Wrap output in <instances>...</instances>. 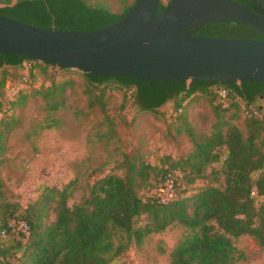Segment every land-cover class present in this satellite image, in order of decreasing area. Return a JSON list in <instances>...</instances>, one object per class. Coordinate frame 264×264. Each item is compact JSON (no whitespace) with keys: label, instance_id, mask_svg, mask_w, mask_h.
I'll list each match as a JSON object with an SVG mask.
<instances>
[{"label":"trees","instance_id":"obj_1","mask_svg":"<svg viewBox=\"0 0 264 264\" xmlns=\"http://www.w3.org/2000/svg\"><path fill=\"white\" fill-rule=\"evenodd\" d=\"M115 1L117 11L111 5H90L89 0H7L0 14L43 28L91 30L118 21L135 2ZM164 6L160 3L159 10ZM190 32L209 37L260 35L248 25L226 22L198 25ZM26 61L32 62V68L24 66ZM1 68L0 86L7 71H18L26 85L9 97L0 92V110L7 106L0 118L2 146L13 128V107L22 104L28 92H35L44 99L58 97L59 101L50 105L57 109L68 85L67 81H55V76L70 69L0 53ZM37 68L50 79L44 78L35 86ZM82 75L92 87L90 94L98 89V100L105 89L114 88L115 82L124 89L130 105L126 109L133 104L142 117L167 115L169 126H175L178 135L184 131L192 149L178 159L166 156L167 169L124 154L123 175L99 177L89 185L87 195L72 205L68 200L75 189L74 181L44 187L25 206L0 199V226L6 231L5 236L0 235V264H109L133 241L140 243L146 235L175 223L191 232L173 249L169 264H237L233 239L241 235L252 236L264 248V102L257 100L264 93V83L150 82L125 76ZM88 105L93 107L95 101L90 99ZM202 105L210 108L212 121L208 131L196 132L189 112ZM239 115L241 124L237 123ZM108 121L113 122L111 118ZM219 160L223 186L204 185L185 194L176 177V197L161 202L159 188L166 174L175 175L180 169L200 178L207 166ZM141 217L144 222L137 225ZM11 222L16 225L12 227ZM20 222L25 223V232L18 229Z\"/></svg>","mask_w":264,"mask_h":264},{"label":"rangeland","instance_id":"obj_2","mask_svg":"<svg viewBox=\"0 0 264 264\" xmlns=\"http://www.w3.org/2000/svg\"><path fill=\"white\" fill-rule=\"evenodd\" d=\"M6 1L0 0V7ZM89 3L111 5L117 11L115 0H89ZM44 78L50 79L37 68L34 85ZM55 81H67L68 85L57 109L50 105L58 102V97L44 99L35 92H28L24 102L13 107V128L0 145V199L25 206L44 187H61L74 181L75 189L68 200V205H72L87 195L89 185L99 177L110 173L123 175L124 154L167 169L166 156L178 159L191 151L189 138L184 131L175 133L167 115L142 117L138 106L133 104L126 109L130 105L118 83L113 82L114 88L105 89L98 100V89L90 94L92 87L78 70L59 71ZM25 87L18 71H7L0 92L9 97ZM90 99L95 101L93 107L88 105ZM257 100L264 102V93ZM5 108L0 110L1 114ZM189 119L196 132L208 131L212 121L210 108L202 105L190 110ZM242 119L239 115L237 123L241 124ZM178 170L175 171L177 183L185 194L194 193L204 185L224 184L221 160L207 166L200 178L188 170L183 173ZM143 222L141 217L137 225ZM190 232L181 224H172L162 232L146 235L140 243L133 241L109 264H169L173 249ZM233 243L237 264H264V248L255 238L241 235Z\"/></svg>","mask_w":264,"mask_h":264},{"label":"water","instance_id":"obj_3","mask_svg":"<svg viewBox=\"0 0 264 264\" xmlns=\"http://www.w3.org/2000/svg\"><path fill=\"white\" fill-rule=\"evenodd\" d=\"M135 0L118 21L91 30L38 27L0 14V53L96 76L137 81L264 83V39L209 37L190 29L240 23L264 34V13L236 0Z\"/></svg>","mask_w":264,"mask_h":264},{"label":"built area","instance_id":"obj_4","mask_svg":"<svg viewBox=\"0 0 264 264\" xmlns=\"http://www.w3.org/2000/svg\"><path fill=\"white\" fill-rule=\"evenodd\" d=\"M32 62L31 61H26L24 63V66L26 68H32ZM25 79V78H24ZM1 112H0V118H1ZM175 180L176 176L173 173H168L165 176L164 184L162 187L159 188L160 192V197H161V202H169L172 201L176 197V191H175ZM12 227H14L16 224L14 222H11L10 224ZM18 229H21L23 232L26 231L27 227L25 223L20 222L18 225ZM0 235L5 236L6 231L0 226Z\"/></svg>","mask_w":264,"mask_h":264},{"label":"flooded vegetation","instance_id":"obj_5","mask_svg":"<svg viewBox=\"0 0 264 264\" xmlns=\"http://www.w3.org/2000/svg\"><path fill=\"white\" fill-rule=\"evenodd\" d=\"M237 2L244 4L251 10L264 13V0H236ZM258 38L264 39V34L260 33Z\"/></svg>","mask_w":264,"mask_h":264}]
</instances>
